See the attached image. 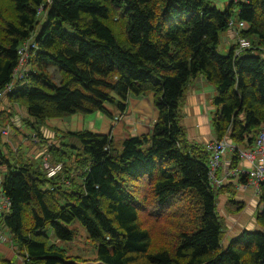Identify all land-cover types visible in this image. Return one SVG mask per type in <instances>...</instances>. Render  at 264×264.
I'll list each match as a JSON object with an SVG mask.
<instances>
[{
  "label": "trees",
  "instance_id": "16d2710c",
  "mask_svg": "<svg viewBox=\"0 0 264 264\" xmlns=\"http://www.w3.org/2000/svg\"><path fill=\"white\" fill-rule=\"evenodd\" d=\"M230 21L247 24L237 30L251 45L221 55L219 32ZM31 37L27 68L15 79L18 48ZM197 75L215 89L214 138L251 147L264 127V0H229L223 9L211 0H0V91L13 81L2 97L26 108L35 137L46 118H114L106 105L123 112L128 96L152 93L157 110L149 133L119 146L110 133L67 132L81 150L67 162L54 160L61 167L51 176L10 163L0 150V193L10 201L0 224L23 264H77L61 244L79 228L99 264H264V182L258 227L220 243L216 194L232 189L211 183L205 145L189 142L181 123L185 91ZM12 117L0 110L2 126L11 127Z\"/></svg>",
  "mask_w": 264,
  "mask_h": 264
},
{
  "label": "rangeland",
  "instance_id": "374dc122",
  "mask_svg": "<svg viewBox=\"0 0 264 264\" xmlns=\"http://www.w3.org/2000/svg\"><path fill=\"white\" fill-rule=\"evenodd\" d=\"M229 0H211L212 4L216 5L217 8L223 9L226 3ZM8 3L9 1H5ZM39 20L42 23L44 21L43 13L39 16ZM40 25V24H39ZM38 25V26H39ZM246 28V27H245ZM32 39V37L30 38ZM241 39H244L248 43V47H250V41L247 38H244L239 35L238 30L229 29L219 32V42L217 50L221 55H226L228 53L229 47H234V50L238 49ZM246 47V48H248ZM245 49V48H244ZM48 72L51 74L52 80L55 82H59L60 76L58 73V69L54 65H49L47 67ZM210 85V84H208ZM213 97V96H212ZM211 103H207L204 105L202 111L206 115L207 121L210 118L211 111ZM209 105V106H208ZM106 107L110 112L117 113V108L114 105L107 104ZM0 110H5L11 112L12 114V125L8 128L7 135H0V150L5 156V158L10 163L20 164V163H30L33 168L40 170L41 172H46V166H53L55 163L54 160H59L60 162H67L68 158L74 157L72 152L80 151V143L79 141L67 135V132H76L84 130L86 126L82 122V115L85 117H89L94 119V113L92 114H82V113H74L68 115L63 118H46L38 126V131L40 132V136H36L35 134L37 130L33 128L26 121H33V118L27 114L26 108L24 106H18L16 104H9L6 102L5 98L2 97L0 99ZM101 113V112H100ZM115 117L114 120H116ZM110 117L104 113H101L100 122L101 125L98 129L104 134H108V130L111 129ZM113 118L112 121L114 122ZM210 123V121H208ZM98 125V124H96ZM7 126V125H5ZM0 124V129L4 128ZM110 127V128H109ZM211 127V125H210ZM93 129V127L91 128ZM124 131L128 134L129 128L126 126ZM212 131V130H211ZM101 133V134H103ZM110 133V132H109ZM214 136V134H213ZM232 145H235L227 136L223 137ZM222 138V139H223ZM215 139V138H214ZM121 141V140H120ZM117 136H113V142L116 146H119L120 143ZM210 141V140H208ZM207 141V142H208ZM205 142L204 145L207 143ZM50 145L58 148L61 147L63 151L68 150L69 156H65V154H60L59 156H54L50 151ZM230 150V149H229ZM230 154L228 157H224L226 154ZM233 152L225 150L220 157V165L223 169L232 168V156ZM227 163H229L227 165ZM240 162L237 160L235 166H238ZM242 165H244L242 163ZM234 166V167H235ZM6 170V164H0V181L3 177V174ZM221 170V171H222ZM219 172V169L217 173ZM221 173V172H219ZM234 183V182H233ZM235 184V183H234ZM253 188V189H252ZM248 190L251 191V195L249 197H242L244 193ZM233 191V193H232ZM226 194L225 192H218L216 194V203H217V212L220 218L221 227L223 230L221 245L225 246L229 240L234 238L236 235L231 237L228 241H225L224 234L226 232V224H229L228 229L231 230L234 224L239 223L240 221H244L245 224L252 226L253 228H257L255 216L258 212V196L255 194V186L250 184L247 188H242L235 186L234 189L229 191V197H233L236 199V196H239L244 202L241 203L237 200H228L225 202V206H223L222 211H220V194ZM257 198V200H256ZM250 201H252L250 203ZM225 215V216H224ZM237 218L238 220L233 221L232 218ZM226 223V224H225ZM5 231L1 228L0 224V232ZM4 234V240L0 241V247L6 248L13 253V259L9 260L12 264H23L22 259L17 258V255L20 256V253L14 247V244L11 243L10 237L7 232ZM50 241L53 240V237L50 235ZM62 246H66L68 248V254L75 255L79 258L77 264H99L94 261V247L91 243L86 240L84 231L79 228L78 235L74 238L72 242L62 243ZM0 252L4 251L0 249ZM2 253H0L1 255ZM21 257V256H20ZM11 259V257H10ZM8 260V259H7Z\"/></svg>",
  "mask_w": 264,
  "mask_h": 264
},
{
  "label": "crops",
  "instance_id": "0c3cea01",
  "mask_svg": "<svg viewBox=\"0 0 264 264\" xmlns=\"http://www.w3.org/2000/svg\"><path fill=\"white\" fill-rule=\"evenodd\" d=\"M208 84L210 83L207 82L202 75H197L189 82L185 91L184 102L182 105L181 123L185 128V135L187 140L192 143L204 144L208 140L214 139L213 133L211 131L210 123H208L209 120L207 121L206 119L207 114H204L202 111L205 104L211 103L212 96L215 94L214 86L212 84L210 85ZM110 113L114 116V118L115 117L117 118L116 120H114L113 118L114 122L112 121V118H110L111 129L108 130V133L110 132L112 137L114 135L117 136V139H119V141L120 140L122 141L124 138H127L128 136L149 133L152 129L154 121L157 118V110L153 105L152 93H147L141 97L128 96L125 103V110L123 112L117 110V113H113V112ZM94 114H95L94 119L82 115L81 117L82 122L86 126L84 130H90L101 134L103 132H101L98 129V127L101 125L100 122L101 113L94 112ZM126 126L129 128L128 134L124 131ZM92 127L93 129H91ZM228 156H230L229 153L224 155V157H228ZM221 170L222 167L220 165L219 172H221ZM228 184L230 185V189H234V187L236 186L233 183V181H228L225 185ZM224 192L226 194L221 193L219 196L220 197L219 201L221 204L220 211H222L223 206H225V202L227 201V198L228 200L231 201L237 200L241 203L244 202L241 198H239L240 195L236 196V199H234L233 197L231 198L229 197V191L228 192L224 191ZM250 195H251V191L248 190L246 193H244V195H242V197H249ZM251 202L252 201H250V203ZM232 220L235 221L238 219L235 217L232 218ZM227 226L229 227V224H226V227ZM228 227L224 234L225 241H228L231 237L238 234L244 229L251 230L253 228L252 226L245 224L243 220L237 224H234L231 230H229ZM1 228H3V230L5 231L0 232V236L1 235L4 236L3 233L5 232H7L8 234L7 229L2 224H1ZM0 249L4 251V254L3 252H0L2 253L0 255V261L7 259H8L7 261H9L13 259L14 256L11 251L3 247H0ZM20 256L17 255V258L22 259L23 262V255L20 254Z\"/></svg>",
  "mask_w": 264,
  "mask_h": 264
},
{
  "label": "built area",
  "instance_id": "2783aa9c",
  "mask_svg": "<svg viewBox=\"0 0 264 264\" xmlns=\"http://www.w3.org/2000/svg\"><path fill=\"white\" fill-rule=\"evenodd\" d=\"M229 29H245L247 24L243 21L235 22L230 21L228 24ZM32 39L25 41L18 48L19 62L14 72V77L17 79L18 72L26 70V62L29 57V49L34 48L35 45L31 41ZM248 43L241 39L238 49L234 50V54L238 55L244 48L248 47ZM13 86V81L5 86V88L0 91V98L8 91L11 90ZM12 121V119H11ZM13 122V121H12ZM14 123V122H13ZM9 125L0 129V135H7ZM230 149V150H229ZM237 149V157L240 164L238 166L223 169L221 173H217L220 168V157L221 154L228 150L233 152ZM205 150L208 152V169H209V178L211 183L215 187H219L223 184H226L228 181H233L236 186L247 188L250 184L255 186V194L258 196L260 192V183L264 182V127L259 129L255 136L254 143L249 148L237 147L232 145L226 139H213L208 141L205 144ZM242 163L244 165H242ZM229 163H227L228 165ZM61 164L57 163L53 166H46L47 176L53 175L57 170H59ZM241 176H247V182L242 184L239 182ZM10 206V201L7 197L0 193V214L8 210ZM9 236V233H8ZM10 237V236H9ZM4 236H0V241L4 240Z\"/></svg>",
  "mask_w": 264,
  "mask_h": 264
},
{
  "label": "clouds",
  "instance_id": "9594fccd",
  "mask_svg": "<svg viewBox=\"0 0 264 264\" xmlns=\"http://www.w3.org/2000/svg\"><path fill=\"white\" fill-rule=\"evenodd\" d=\"M231 30V29H230Z\"/></svg>",
  "mask_w": 264,
  "mask_h": 264
}]
</instances>
